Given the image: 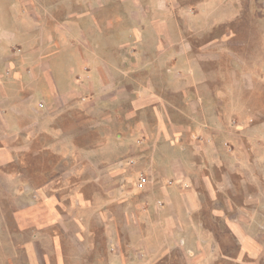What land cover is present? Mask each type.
Wrapping results in <instances>:
<instances>
[{"label":"rangeland","instance_id":"374dc122","mask_svg":"<svg viewBox=\"0 0 264 264\" xmlns=\"http://www.w3.org/2000/svg\"><path fill=\"white\" fill-rule=\"evenodd\" d=\"M0 15V264H264V0Z\"/></svg>","mask_w":264,"mask_h":264},{"label":"built area","instance_id":"2783aa9c","mask_svg":"<svg viewBox=\"0 0 264 264\" xmlns=\"http://www.w3.org/2000/svg\"><path fill=\"white\" fill-rule=\"evenodd\" d=\"M148 180L149 178L146 174H140L135 183L136 188L138 189L143 188L148 183Z\"/></svg>","mask_w":264,"mask_h":264},{"label":"crops","instance_id":"0c3cea01","mask_svg":"<svg viewBox=\"0 0 264 264\" xmlns=\"http://www.w3.org/2000/svg\"><path fill=\"white\" fill-rule=\"evenodd\" d=\"M4 20H5V18H4L3 16L0 15V23L3 22ZM1 30H2V29L0 28V34H1V32H2ZM214 146H216V145H214ZM208 147H209V146H208ZM208 149H209V150H213V149H215V148H214L213 146H211V147H209ZM217 149H219V151L223 152V151H224V150H223V149H224V146H220V147L217 148Z\"/></svg>","mask_w":264,"mask_h":264}]
</instances>
